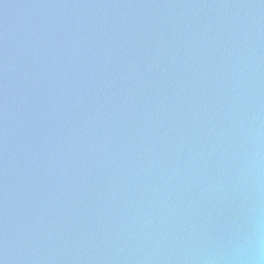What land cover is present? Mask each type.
I'll return each mask as SVG.
<instances>
[{
  "label": "water",
  "instance_id": "95a60500",
  "mask_svg": "<svg viewBox=\"0 0 264 264\" xmlns=\"http://www.w3.org/2000/svg\"><path fill=\"white\" fill-rule=\"evenodd\" d=\"M264 0H0L3 264H264Z\"/></svg>",
  "mask_w": 264,
  "mask_h": 264
},
{
  "label": "clouds",
  "instance_id": "9594fccd",
  "mask_svg": "<svg viewBox=\"0 0 264 264\" xmlns=\"http://www.w3.org/2000/svg\"><path fill=\"white\" fill-rule=\"evenodd\" d=\"M259 259H260L261 261H264V254H262V255L259 257Z\"/></svg>",
  "mask_w": 264,
  "mask_h": 264
},
{
  "label": "snow or ice",
  "instance_id": "6c2138e0",
  "mask_svg": "<svg viewBox=\"0 0 264 264\" xmlns=\"http://www.w3.org/2000/svg\"><path fill=\"white\" fill-rule=\"evenodd\" d=\"M0 264H3V261H0Z\"/></svg>",
  "mask_w": 264,
  "mask_h": 264
}]
</instances>
